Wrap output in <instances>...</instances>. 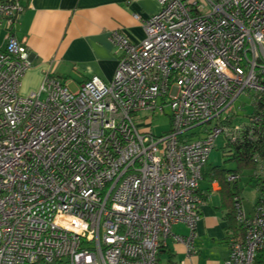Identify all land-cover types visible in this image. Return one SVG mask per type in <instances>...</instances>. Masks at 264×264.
<instances>
[{
  "label": "built area",
  "instance_id": "2783aa9c",
  "mask_svg": "<svg viewBox=\"0 0 264 264\" xmlns=\"http://www.w3.org/2000/svg\"><path fill=\"white\" fill-rule=\"evenodd\" d=\"M153 1L155 14L135 16L143 41L110 34L109 84L72 92L46 74L21 96L32 63L13 27L25 9L0 0V264H157L170 240L196 255L198 188L216 141L264 138V0ZM241 96L258 114L237 125ZM253 162L258 198L250 215L234 198L239 229L223 264H254L264 250V157Z\"/></svg>",
  "mask_w": 264,
  "mask_h": 264
},
{
  "label": "crops",
  "instance_id": "0c3cea01",
  "mask_svg": "<svg viewBox=\"0 0 264 264\" xmlns=\"http://www.w3.org/2000/svg\"><path fill=\"white\" fill-rule=\"evenodd\" d=\"M21 4L25 10L16 20L13 34L27 47L32 63L21 81L20 93L24 95L38 91L46 74L76 90L92 78L109 84L118 60L110 34L120 31L132 43H140L144 30L135 16L146 19L159 9L153 0L138 3L128 0H21ZM3 39L4 33L0 30V46ZM208 168L207 164L205 171ZM250 174L251 171L243 172L238 184L242 202ZM253 182L256 183V198L249 196L252 204L245 211L248 215L259 194V185ZM198 195L203 205L196 228V255L187 257L184 247L170 240L160 251L157 264H166L171 256L177 264H223L226 261L228 240L236 232L228 230L221 187L205 175ZM172 232L187 233L183 225L173 226Z\"/></svg>",
  "mask_w": 264,
  "mask_h": 264
},
{
  "label": "trees",
  "instance_id": "16d2710c",
  "mask_svg": "<svg viewBox=\"0 0 264 264\" xmlns=\"http://www.w3.org/2000/svg\"><path fill=\"white\" fill-rule=\"evenodd\" d=\"M258 110L256 108L252 109V113L250 115H257ZM249 115V116H250ZM264 120V118H263ZM264 121L258 126L263 128ZM228 151L226 155L230 158V162L235 164L233 169L226 170L223 167H214L208 168V170H204L203 176L210 177L211 182H217L221 187V196L223 201V208L226 211V222L228 226V230L236 232L239 228L237 227V223L235 221L234 214V198H241V189H239L238 184L240 179L242 178V173L245 171H251L252 174L249 176V182L256 181L253 176V171L255 168L253 158L258 155L264 157V138L259 133L258 130L254 133L253 141L249 142L245 140L241 143L226 145ZM232 174H237L240 176V179L235 183H228L227 177ZM257 182V181H256ZM258 185V184H257ZM242 199V198H241ZM166 264H177L174 261V257L171 256L168 258ZM254 264H264V250L260 251L254 260Z\"/></svg>",
  "mask_w": 264,
  "mask_h": 264
},
{
  "label": "rangeland",
  "instance_id": "374dc122",
  "mask_svg": "<svg viewBox=\"0 0 264 264\" xmlns=\"http://www.w3.org/2000/svg\"><path fill=\"white\" fill-rule=\"evenodd\" d=\"M72 92H75V87H69ZM21 96L24 95V92L21 94ZM45 98V95H42L41 99L43 100ZM234 110L236 111V122H234L237 125L246 124L248 121L249 115L252 113V106H251V100L250 98H247L246 96H241L234 104ZM166 116L162 118H157L153 121V132L160 136L164 132H167L169 130L168 125V114L169 110H166ZM201 130H198L197 133H200ZM196 138L195 136H193ZM228 149L226 148V140L223 136H221L215 143V147L213 151L210 154L208 167L214 168V167H223L226 170L233 169L235 167V164L230 162V158L226 155V152ZM242 186L244 185V180H241ZM256 189V183L250 182L248 185L244 187V202H243V209L244 211L249 210L251 207L252 201L249 196H253L255 199L256 196L254 195V191ZM246 196V198H245Z\"/></svg>",
  "mask_w": 264,
  "mask_h": 264
}]
</instances>
